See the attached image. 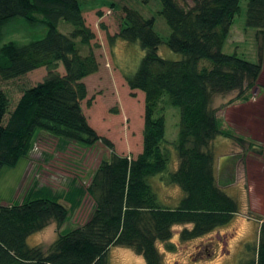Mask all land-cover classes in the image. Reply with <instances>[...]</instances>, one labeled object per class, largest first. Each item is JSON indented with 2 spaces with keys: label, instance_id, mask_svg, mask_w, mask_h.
Returning <instances> with one entry per match:
<instances>
[{
  "label": "trees",
  "instance_id": "obj_1",
  "mask_svg": "<svg viewBox=\"0 0 264 264\" xmlns=\"http://www.w3.org/2000/svg\"><path fill=\"white\" fill-rule=\"evenodd\" d=\"M150 1L141 0L144 5ZM240 1L158 0L159 16L169 29L165 41L155 33L152 18L122 9L115 37L138 43L144 53L136 71L125 78L130 91L144 96L142 148L130 160L116 155L109 141L97 136L81 110L86 98L82 80L99 66L90 50L94 35L85 25L79 1L0 0V81L40 68L47 72L40 83L23 90L11 111L0 88V170L28 156L37 130L82 147L100 142L111 151L85 189L93 203L87 220L59 233L46 251L29 247L27 239L51 223L61 227L68 217L61 200L73 209L81 191L64 197L46 189L28 191L19 203L0 205V264H107L111 248L128 249L145 264H161L157 245L173 252L170 240L177 227L178 241L186 243L231 222L238 208L216 182L210 145L217 137L237 143L242 139L221 128L212 103L232 92H237L236 99L245 98L262 70L261 50L255 64L221 51ZM245 1V26L264 37V0ZM15 20L43 26V37L2 43V29ZM60 22L70 26L68 33L58 30ZM162 45L181 59L161 58ZM82 48H88L86 54ZM59 65L63 75L57 72ZM165 100L179 110L172 144L164 139ZM172 150L176 168L167 172ZM156 176L181 191L175 207L160 203L150 182ZM251 251L252 257L242 264H264V221Z\"/></svg>",
  "mask_w": 264,
  "mask_h": 264
},
{
  "label": "rangeland",
  "instance_id": "obj_2",
  "mask_svg": "<svg viewBox=\"0 0 264 264\" xmlns=\"http://www.w3.org/2000/svg\"><path fill=\"white\" fill-rule=\"evenodd\" d=\"M78 1L85 25L94 35L90 50L99 66L95 74L82 80L86 87V98L81 103L82 113L97 136L109 141L116 155L134 159L142 148L144 96L139 91H130L125 78L136 71L144 53L138 43L130 44L115 37L123 15L122 9H133L144 19L152 18L154 31L163 41L168 38L169 29L159 16L161 8L158 0H151L147 5L142 4L141 0ZM239 7L240 11L232 21L221 51L255 64L261 50L262 65L264 37L258 36L256 29L245 26L246 1L241 0ZM58 30L66 34L70 26L60 22ZM44 33L43 26L34 27L22 20H15L2 29L1 42L24 44L42 38ZM87 51L88 48H82L83 54ZM158 54L169 61L181 59L163 45L159 47ZM57 72L64 74L60 65ZM46 75V70L40 68L16 80L0 81V88L9 99V111L14 108L23 90L37 85ZM250 94L254 95L253 101ZM244 96L236 100L237 92H232L215 97L212 103L221 128L242 139L241 143H237L217 137L210 145L216 182L224 194L236 203L238 211L225 227L186 243L178 241L180 228L177 227L170 240L174 246L173 252L165 250L163 244L157 245L161 264H242L252 257L251 250L256 246L259 226L264 221V160L259 157L264 156L261 137L264 135V82L257 80L254 89L245 92ZM234 103H238V106L234 107ZM163 109L164 139L172 144L177 136L179 110L166 100ZM226 109L236 122L234 125L241 131H251L259 140L257 143L236 136L232 129L225 128ZM231 128L235 129L234 126ZM32 143L27 157L21 158L14 167L0 170V205L19 203L28 191L46 189L50 194L62 197L81 191L73 209L61 200L68 211V217L61 227L51 223L27 239L29 247L39 246L46 251L59 233L72 230L87 220L93 203L85 189L98 164L107 161L111 151L100 142L92 147H82L58 140L40 130L35 132ZM247 156L249 160L246 165ZM175 168L176 158L172 150L167 172H173ZM150 182L162 205L171 208L177 205L182 197L177 187L167 185L164 176H156ZM107 264L145 263L142 257L128 249L111 248L107 254Z\"/></svg>",
  "mask_w": 264,
  "mask_h": 264
},
{
  "label": "crops",
  "instance_id": "obj_3",
  "mask_svg": "<svg viewBox=\"0 0 264 264\" xmlns=\"http://www.w3.org/2000/svg\"><path fill=\"white\" fill-rule=\"evenodd\" d=\"M261 80V83H263L264 82V59H263V64H262V71H261V73H260V75H259V78H258V81H260ZM250 99H252V101L255 99L254 98V95H251L250 94ZM237 100V99H236ZM236 106H234V107H237L238 105V103H234ZM233 108H230L229 110H232ZM228 109H226V111L224 112V116H225V128L226 129H232L234 132H235V134H236V136H241V137H243L244 139H248L249 141H252V142H256L257 143V141H259L255 136H253L252 135V132L251 131H248L247 132V130H246V132L245 131H241L239 128H237L234 124L236 123L235 121H233L234 119H232L231 117H232V115L230 114V115H228L227 113H228V111H229ZM251 121V120H250ZM249 125V124H248ZM231 126L233 127L234 126V128L236 129H233V128H231ZM230 127V128H229ZM239 129V130H238ZM264 132V131H263ZM261 137H262V139H263V144H264V135H261ZM261 159L260 160H264L263 158H264V156H259ZM248 160H249V156H247L246 158H245V163H246V165L248 164Z\"/></svg>",
  "mask_w": 264,
  "mask_h": 264
}]
</instances>
